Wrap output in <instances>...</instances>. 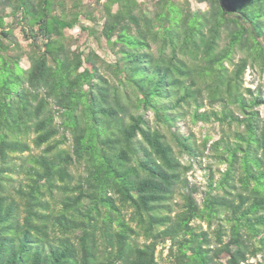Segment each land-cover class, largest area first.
Here are the masks:
<instances>
[{
	"label": "trees",
	"instance_id": "1",
	"mask_svg": "<svg viewBox=\"0 0 264 264\" xmlns=\"http://www.w3.org/2000/svg\"><path fill=\"white\" fill-rule=\"evenodd\" d=\"M195 1L0 0V264H264V0Z\"/></svg>",
	"mask_w": 264,
	"mask_h": 264
},
{
	"label": "rangeland",
	"instance_id": "2",
	"mask_svg": "<svg viewBox=\"0 0 264 264\" xmlns=\"http://www.w3.org/2000/svg\"><path fill=\"white\" fill-rule=\"evenodd\" d=\"M82 1L84 5L87 6L89 9H94V8H98V1L102 3L105 0H82ZM140 1L141 2L146 1L147 6H149V8L151 7L150 0H139V2ZM176 1L178 3H183L185 1H188L189 8L192 11H203L207 8L206 4H199L195 0H176ZM98 29L99 27L97 26L96 30ZM67 35H71L72 37H77L79 40V44L82 47L88 46L90 48L96 49L99 55L105 58L106 60L110 61L112 59V56L105 49L101 48L102 45L103 46L105 45L104 41L101 40L102 41L101 46L100 48H98L97 40L95 38V37H98V32L95 35H90L88 32H82L79 27H75L72 30L67 31ZM23 45L25 44L23 43ZM153 50H154V47H153ZM22 65L23 67L27 68L29 66V63L25 59H23ZM107 77L109 76L107 75ZM243 86L251 88L252 90L259 89V91H261L264 94V75H261L257 70L247 69L244 75ZM257 110L259 111L260 116L264 119V107H259L257 108ZM147 118L150 123L153 122L151 113L147 114ZM173 130H179L181 131V133L185 135H189V134L193 135L192 136L193 140L195 141L197 146H200V148H202L201 144L205 136L207 134H210L211 138L207 144V147L204 150V155L197 157L192 169L187 174V181L191 185H195L200 191H204L206 189V183H207V179L209 175L208 166L212 167L214 181L219 179L226 169L225 164H219L210 158L209 146L211 142L215 141L220 136L218 125H216L213 128L212 126H203V124L194 125L188 119H185V120L179 121L178 124L173 128ZM176 150L177 149L175 148V151ZM181 160L186 165L189 162L188 157L185 155L181 157ZM197 198L200 199V195ZM174 201L175 203L180 204L181 203L180 196H176ZM176 208H178V206ZM201 225H202V228L205 230L206 229L205 223H202ZM213 228L214 226L211 229ZM224 239L225 241L227 240V238H224ZM168 246H169V243H167L166 246H162L158 248L157 256H158L159 264H170V261L167 258ZM258 261H260L259 256L256 258L250 259L248 263L257 264Z\"/></svg>",
	"mask_w": 264,
	"mask_h": 264
}]
</instances>
